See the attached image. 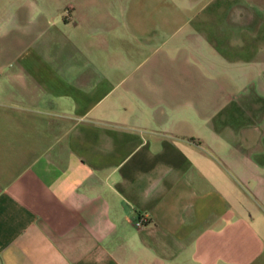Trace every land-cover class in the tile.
Masks as SVG:
<instances>
[{
	"label": "crops",
	"instance_id": "0c3cea01",
	"mask_svg": "<svg viewBox=\"0 0 264 264\" xmlns=\"http://www.w3.org/2000/svg\"><path fill=\"white\" fill-rule=\"evenodd\" d=\"M0 264H264V0H0Z\"/></svg>",
	"mask_w": 264,
	"mask_h": 264
},
{
	"label": "built area",
	"instance_id": "2783aa9c",
	"mask_svg": "<svg viewBox=\"0 0 264 264\" xmlns=\"http://www.w3.org/2000/svg\"><path fill=\"white\" fill-rule=\"evenodd\" d=\"M147 223V220L145 218H141L140 220L136 221V226L143 227Z\"/></svg>",
	"mask_w": 264,
	"mask_h": 264
}]
</instances>
